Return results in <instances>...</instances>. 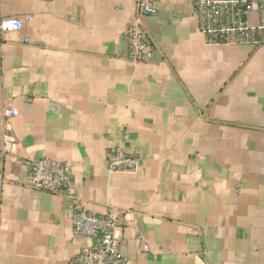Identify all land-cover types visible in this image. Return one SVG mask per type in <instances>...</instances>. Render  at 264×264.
I'll list each match as a JSON object with an SVG mask.
<instances>
[{
	"label": "crops",
	"instance_id": "obj_1",
	"mask_svg": "<svg viewBox=\"0 0 264 264\" xmlns=\"http://www.w3.org/2000/svg\"><path fill=\"white\" fill-rule=\"evenodd\" d=\"M152 3L154 50L133 62L136 0H0L24 23L0 34V264H70L88 245L73 197L119 214L130 264H264V44H211L191 0ZM117 149L136 172L107 169ZM44 158L71 191L25 185Z\"/></svg>",
	"mask_w": 264,
	"mask_h": 264
},
{
	"label": "built area",
	"instance_id": "obj_2",
	"mask_svg": "<svg viewBox=\"0 0 264 264\" xmlns=\"http://www.w3.org/2000/svg\"><path fill=\"white\" fill-rule=\"evenodd\" d=\"M264 3V0H259ZM198 16L200 31L207 41L216 45L264 44V25L255 26L251 13L255 14V0H191ZM137 14L130 23L125 39L128 44L127 58L133 62H146L154 47L143 24L145 16H154L157 9L152 0H136ZM24 23L18 18L0 19V34L20 33ZM16 111L4 109L3 118H14ZM13 142V137L4 135L3 143ZM4 151V149H3ZM139 158L120 149L109 153L107 169L110 172L134 173L138 170ZM25 185L33 190L50 193L69 192L72 188L70 167L67 163L51 158L27 163ZM1 186V185H0ZM74 213L72 229L75 237L88 241L80 254L70 264H130L122 251L125 240L116 236L119 214H95L87 210L81 199L73 197Z\"/></svg>",
	"mask_w": 264,
	"mask_h": 264
}]
</instances>
